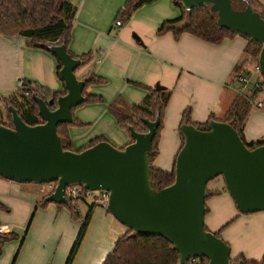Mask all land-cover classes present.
<instances>
[{
    "label": "crops",
    "instance_id": "1",
    "mask_svg": "<svg viewBox=\"0 0 264 264\" xmlns=\"http://www.w3.org/2000/svg\"><path fill=\"white\" fill-rule=\"evenodd\" d=\"M70 1L78 11L69 50L76 57H91L76 74L80 79L94 73L105 80L87 89L88 94L103 101L84 104L74 111V117L83 125L69 128L73 146L80 149L100 138L118 148L127 146L131 137L118 127L108 111L109 105L119 96L130 104H139L149 89L160 85L171 90L172 96L154 166L171 171L181 146L179 125L184 111L190 108L191 121L203 124L212 115L222 119L233 104L238 92L237 84L232 83L244 60L247 41L237 36L212 45L189 34L178 39L173 32L157 35L165 22L181 17L173 0H156L141 7L121 27L116 26L117 17L128 0ZM23 81L52 93L66 92L51 54L30 47L23 37L0 35V118L7 117L2 98L17 91ZM245 136L249 143L264 142V106L250 113ZM208 192L205 223L209 231L218 233L229 244L233 260L242 256L262 261L264 211L240 214L222 177L208 184ZM47 195L42 188L0 177V202L9 208L8 212L0 211V232L19 236L4 245L0 264H13L20 248L14 264L67 263L82 220L75 221L66 207L54 203L35 211L36 204ZM87 205L85 214L90 204ZM79 208L82 215L80 205ZM114 229L119 233L127 231L118 226L111 213L101 206L95 208L75 264H103L115 245L111 239Z\"/></svg>",
    "mask_w": 264,
    "mask_h": 264
},
{
    "label": "water",
    "instance_id": "2",
    "mask_svg": "<svg viewBox=\"0 0 264 264\" xmlns=\"http://www.w3.org/2000/svg\"><path fill=\"white\" fill-rule=\"evenodd\" d=\"M185 11L209 7L217 15L220 28L260 44L258 59L264 78V17L246 0L243 10H235L233 0H179ZM62 69L60 77L66 93L54 101L34 95L42 123L30 126L12 106L13 128L0 124V177L18 184L47 185L56 189L46 203L69 205L66 189L73 185L85 191L109 194L108 209L136 236L162 237L180 254L179 264L205 258L209 264L233 262L231 247L205 230L208 184L222 177L242 214L264 211V145L250 149L229 124L211 120L202 129L183 124L184 145L176 159L175 182L156 190L151 185L149 156L161 124L144 120L148 132L130 128L133 143L120 149L100 142L82 152L65 150L58 127L74 123L73 109L86 102V82L76 71L82 66L66 46H51ZM157 90L165 87L157 85Z\"/></svg>",
    "mask_w": 264,
    "mask_h": 264
},
{
    "label": "trees",
    "instance_id": "3",
    "mask_svg": "<svg viewBox=\"0 0 264 264\" xmlns=\"http://www.w3.org/2000/svg\"><path fill=\"white\" fill-rule=\"evenodd\" d=\"M154 1L156 0H128L125 7L119 11L117 21H120L123 25L128 23L138 9L147 4H151ZM250 1L256 11H258L256 8L262 9L263 12L260 13L264 17V5L259 0ZM173 2L180 10L181 17L174 21L165 22L158 30L157 35L162 36L168 32H173L175 37L178 39L183 34H189L212 45H220L227 39H234L237 36H241L229 30L220 28L217 24V15L212 14L209 7H201L191 12H187L183 9L179 0H173ZM233 7L235 10H243L246 7V0H233ZM77 11V7L70 0H0V35L23 37L28 40V45L30 47L40 49L51 54L57 62V76L65 86L60 77V71L62 69L61 63L51 52V46L64 44L68 53L72 55L74 59L82 61L81 67L91 61L90 55L76 57L69 50L71 28ZM241 37L247 41V44L243 52L244 60L238 67L236 74L241 73L248 65L258 62L262 50V46L260 44L247 37ZM80 68H78L77 71ZM80 79L86 82L83 95L87 100L84 104L102 102L103 99L101 97L88 94L87 89L92 84H103L105 83V80L97 77L94 73H89ZM232 84H237L238 92L240 86H238L239 84L236 77H234ZM65 93L66 92L52 93L48 90H42L34 87L30 82L23 81V86L21 88H18V90L11 95L2 98L7 109L6 119L8 122H3V119L0 118V124L13 128L12 116L9 111V106H12L19 112V115L26 124L30 126H37L42 123V119L39 115L38 105L36 104L33 96L36 95L46 101L53 100L54 103L51 104V108L55 109L58 97L64 95ZM171 96V90L166 88L164 90L151 88L148 90L146 97L139 104H130L125 98L119 96L109 105L108 108L109 113L115 118L118 127L125 130L130 137L131 127L134 128L136 132L146 133L148 132V128L144 123V120L154 122L156 121L157 116L160 117L161 124L157 130L156 138L153 141L152 154L149 156L151 166V185L156 190L169 187L175 182L177 156L174 159L171 171H164L154 166V163L160 153L159 145L162 131L164 129V117L171 100ZM255 100L256 95L238 92L233 104L229 107L222 119H218L212 115L209 120L203 124L193 123L191 121V109H186L182 115L179 125V132L181 136V146L179 151L182 149L185 141L180 131L183 124L194 125L197 128L202 129L203 127H207L211 120L229 123L239 133L243 142L250 149L264 145V142L249 143L245 136L246 123L250 113L255 108ZM75 109H73V115ZM73 125L83 124L74 117V123L72 125L63 124L58 127V134L62 139V144L65 150L82 152L100 142H110L106 138H100L90 142L83 148L75 149L69 132V128ZM131 143H133L132 137L129 144ZM86 193L87 191L83 190V194L78 199L70 198L69 205H59L66 207L75 221L82 220L79 235L66 264H73L91 224L93 211L99 206L97 203L90 204L87 215L83 217L79 208V202L86 201ZM213 194L216 195L219 194V192H215ZM46 198L47 196L36 204L35 211H37L39 207H45L50 204L45 202ZM0 211L8 212L9 208L0 202ZM208 213L209 209L207 207L206 215ZM205 230L209 231L207 226H205ZM214 234L220 237L218 233ZM18 237L19 236L14 232L6 234L0 232V256L3 253L4 245L9 241L18 239ZM24 239L25 236L21 240V245L23 244ZM20 249L14 259V263L19 256ZM232 261H243L245 264H264V259L260 262L249 261L242 256L235 260L232 259ZM179 262V252L166 239L155 236H136L132 230L128 229L127 232L116 241L114 248L107 255L103 264H179ZM187 264H209V262L205 258H196L190 260Z\"/></svg>",
    "mask_w": 264,
    "mask_h": 264
},
{
    "label": "built area",
    "instance_id": "4",
    "mask_svg": "<svg viewBox=\"0 0 264 264\" xmlns=\"http://www.w3.org/2000/svg\"><path fill=\"white\" fill-rule=\"evenodd\" d=\"M123 24L117 21L116 26L121 27ZM238 84L240 86L239 93H250L256 95L254 107L261 109L264 106V78L261 73L259 62L248 65L241 73L235 74ZM19 88L23 86V82L19 83ZM50 191L48 195L53 193L56 189V183L47 184ZM83 188L78 185L70 186L66 189V197L68 200L78 199L83 194ZM93 196V192L87 191L86 199ZM109 194L104 191H99V196L94 199L95 203L101 206L104 210L108 209Z\"/></svg>",
    "mask_w": 264,
    "mask_h": 264
},
{
    "label": "rangeland",
    "instance_id": "5",
    "mask_svg": "<svg viewBox=\"0 0 264 264\" xmlns=\"http://www.w3.org/2000/svg\"><path fill=\"white\" fill-rule=\"evenodd\" d=\"M263 5H264V0H259ZM254 9H255V7H253ZM256 9H258V12H263L262 11V9H260V8H256ZM239 86V85H238ZM7 115V110H6V112H5V116ZM3 122H8V120L6 119V117L3 119ZM8 181V180H7ZM10 182H12V181H10ZM14 183H16V182H14ZM18 184V183H17ZM26 185H31V186H33V187H37V188H42V189H44V191H46V194H49L50 193V191L48 190V188H47V185H34V184H26ZM48 196V195H47ZM99 196V192H97V191H95V192H93V196L91 197H89V198H87L86 199V201L87 202H84V201H80V203H79V205H80V207H81V210H82V215H83V217H85L87 214H85L86 212L84 211V209H87L88 208V205H87V203H89V204H92V203H95V201H94V199L95 198H97ZM240 213V212H239ZM240 214H242V213H240ZM118 222V221H117ZM118 226H120V228H122V230H128V228L127 227H125L124 225H122L120 222H118ZM205 226H206V223H205ZM127 232V231H126ZM211 232V231H210ZM124 233H125V231L124 232H122V233H119V231H117V229L115 230H113L112 231V233H111V239H112V241L114 242V243H116V241L122 236V235H124ZM211 233H214V232H211ZM79 251H80V249H79ZM78 254H79V252H78ZM78 254H77V256H78ZM77 256H76V258H77ZM76 258H75V260H74V262H73V264H75V261H76ZM231 258H232V256H231ZM66 259L67 258H65V261H66ZM232 259H234V258H232Z\"/></svg>",
    "mask_w": 264,
    "mask_h": 264
}]
</instances>
